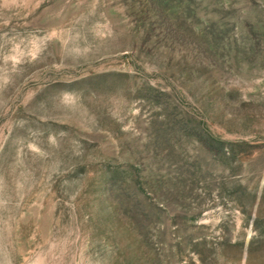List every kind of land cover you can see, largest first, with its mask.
Here are the masks:
<instances>
[{"label":"rangeland","instance_id":"1","mask_svg":"<svg viewBox=\"0 0 264 264\" xmlns=\"http://www.w3.org/2000/svg\"><path fill=\"white\" fill-rule=\"evenodd\" d=\"M0 264H264V0H0Z\"/></svg>","mask_w":264,"mask_h":264}]
</instances>
